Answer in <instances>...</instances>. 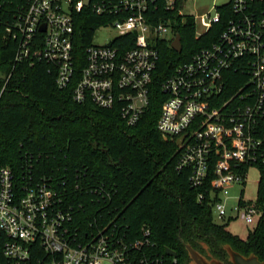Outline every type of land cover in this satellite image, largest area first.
Masks as SVG:
<instances>
[{
  "label": "built area",
  "instance_id": "built-area-1",
  "mask_svg": "<svg viewBox=\"0 0 264 264\" xmlns=\"http://www.w3.org/2000/svg\"><path fill=\"white\" fill-rule=\"evenodd\" d=\"M185 1L22 0L7 34L18 41L15 62L52 65L60 89L75 82L77 103L117 109L135 126L157 94L161 45L172 48L177 27L189 18L197 39L225 22L209 47L161 82L157 129L176 143V168L191 169L192 188L209 186L215 222L239 219L253 229L262 216L258 198L238 199L235 216L221 194L245 185L250 168L264 167V0H230L216 6L214 16L184 14ZM224 5L230 12L220 10ZM87 17L98 24L81 59L77 26ZM107 27L114 39L94 44L95 34ZM29 167L21 176L0 168V264H167L149 246V230L130 240L111 221L81 228L78 210L66 200V183L33 177ZM205 200L200 193L198 201Z\"/></svg>",
  "mask_w": 264,
  "mask_h": 264
},
{
  "label": "trees",
  "instance_id": "trees-1",
  "mask_svg": "<svg viewBox=\"0 0 264 264\" xmlns=\"http://www.w3.org/2000/svg\"><path fill=\"white\" fill-rule=\"evenodd\" d=\"M21 2L0 0V168L9 166L21 176L30 165L33 177L65 182L66 200L78 210L81 228L111 221L130 240L144 238L143 230H149V246H156L167 264H173L167 249L176 252L177 264L190 263L186 244L220 260L228 257L224 247L229 245L264 262V167L258 187L262 216L243 239L215 222L206 193L209 186L192 188L191 169L176 168V143L157 129L161 82L195 52L209 47L225 22L199 39L193 19L177 27L183 50L177 53L161 45L157 94L140 122L128 126L117 109L99 108L91 100L77 103L75 82L60 89L52 65L15 62L18 41L7 28ZM260 8L264 12V2ZM220 10L230 12L229 5ZM97 24V18L87 17L77 26L81 59ZM200 193L206 196L203 202L198 201Z\"/></svg>",
  "mask_w": 264,
  "mask_h": 264
},
{
  "label": "rangeland",
  "instance_id": "rangeland-1",
  "mask_svg": "<svg viewBox=\"0 0 264 264\" xmlns=\"http://www.w3.org/2000/svg\"><path fill=\"white\" fill-rule=\"evenodd\" d=\"M229 1L230 0H186L182 11L184 14L193 16H202L208 13L214 16L215 7L226 4ZM114 37L115 33L111 29L108 27L103 28L95 34L93 43L96 45H104L111 42ZM167 38L171 39L172 35H169ZM260 176L261 173L257 168H250L245 185H234L231 189L221 194L222 200L229 198L227 199V204L233 208V212L229 211V214L237 216L240 213L239 210H235L238 199L240 198H243L247 201L256 202L258 198ZM227 230L235 236L246 239L252 228L247 227L239 219H236L227 223ZM206 258L208 260L210 259L207 256ZM224 263L227 262L224 261Z\"/></svg>",
  "mask_w": 264,
  "mask_h": 264
},
{
  "label": "water",
  "instance_id": "water-1",
  "mask_svg": "<svg viewBox=\"0 0 264 264\" xmlns=\"http://www.w3.org/2000/svg\"><path fill=\"white\" fill-rule=\"evenodd\" d=\"M41 30H45L43 27ZM172 49L177 52L181 53L183 50L182 45V38L180 34H177L175 40L172 42ZM182 140L178 141V144H181ZM185 248L188 252L190 263L189 264H264V262L260 261V259L255 255L250 256H244L232 249L231 246L227 245L224 247V250L227 253V256L229 257L228 263H224V260H220L218 258H215L211 256V254H202L201 252L195 250L191 245L186 244ZM206 250L207 247H205ZM166 253L170 257H176V252L170 249L166 250ZM210 258L209 260L206 258Z\"/></svg>",
  "mask_w": 264,
  "mask_h": 264
},
{
  "label": "flooded vegetation",
  "instance_id": "flooded-vegetation-1",
  "mask_svg": "<svg viewBox=\"0 0 264 264\" xmlns=\"http://www.w3.org/2000/svg\"><path fill=\"white\" fill-rule=\"evenodd\" d=\"M223 258L225 259L224 261H226L228 263V257L224 256Z\"/></svg>",
  "mask_w": 264,
  "mask_h": 264
}]
</instances>
